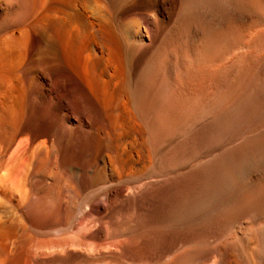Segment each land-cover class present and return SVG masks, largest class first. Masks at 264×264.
I'll list each match as a JSON object with an SVG mask.
<instances>
[{
    "label": "bare ground",
    "instance_id": "bare-ground-1",
    "mask_svg": "<svg viewBox=\"0 0 264 264\" xmlns=\"http://www.w3.org/2000/svg\"><path fill=\"white\" fill-rule=\"evenodd\" d=\"M0 264H264V0H0Z\"/></svg>",
    "mask_w": 264,
    "mask_h": 264
},
{
    "label": "rangeland",
    "instance_id": "rangeland-1",
    "mask_svg": "<svg viewBox=\"0 0 264 264\" xmlns=\"http://www.w3.org/2000/svg\"><path fill=\"white\" fill-rule=\"evenodd\" d=\"M97 164L100 166V164L97 162ZM54 169H53V173L54 174H56L55 176H56V178L54 177V178H52V179H50V180H47L48 182L47 183H43V185H44V187H43V189H44V192H43V194H42V197L44 198V193H46L45 195V197H47V194H48V197L46 198V201H45V199H44V201L45 202H48V201H51V198H52V196H53V192L56 190V189H60V191H61V202L63 203L62 204V208H64L65 206H67V205H70L72 202L74 203V202H76V204L78 203V206L76 207V205H75V203H74V205H73V203H72V207H73V212H72V214H71V216H73V217H71L69 220H72L75 216H76V214L79 212V203H81V205H80V207H82L80 210H82L83 208H84V206H86V205H88L89 203H91V202H93V201H101L102 199H103V197H104V194L108 191V189L110 188V185H109V183H98V184H96V185H94V184H90V183H86L85 185H84V187L81 189V191H77V187H76V185H75V183H67L68 181H67V179L65 178V177H63V175H65V174H67V170H66V168H65V171H64V168H63V170H62V168L58 165H56V168H55V166L53 167ZM55 170V171H54ZM59 170V171H58ZM61 170V171H60ZM58 172H59V174H58ZM63 172V173H62ZM61 176V177H60ZM39 180L38 178H36V177H34V179L32 180V182H34L35 180ZM59 179V180H58ZM59 181V182H58ZM66 181V182H65ZM57 183H58V185H57ZM31 184V196H34L35 194H37V192H36V184L37 183H30ZM48 184V185H47ZM72 185V186H71ZM60 186H62V187H60ZM63 187H64V189H66L67 188V190L68 191H66V190H64L63 189ZM74 188V189H73ZM84 188H85V191H84ZM65 191L66 192H68V196L66 195V193H65ZM83 192L85 193V194H83ZM73 195H74V197L77 195V197H76V199H74L73 200ZM41 196V195H40ZM66 198H65V197ZM80 196H82V198H80ZM86 196V197H85ZM90 197V199H89V197ZM63 197V198H62ZM49 198V199H48ZM67 198H68V202H66L67 201ZM126 197H123V199H125ZM83 199H84V201H83ZM91 199H93V200H91ZM48 200V201H47ZM72 200V201H71ZM79 201V202H77V201ZM80 200H81V202H80ZM86 200H88L87 202H85ZM64 201H65V204H64ZM69 201H71V203H69ZM85 202V203H84ZM89 202V203H88ZM84 203V204H83ZM65 205V206H64ZM8 206L10 207L9 209H7V208H4V209H2V212H7L6 213V219H5V221H7L8 219H14V218H17L18 220H19V227L22 225V223H23V208H22V206H20V207H16L15 205H14V203H11V202H8ZM12 206V207H11ZM77 208V209H76ZM110 213L111 212H109V214L107 213H105L106 215H102V218H109L110 217ZM16 215V216H15ZM4 216V217H5ZM12 216H15V217H12ZM63 217H64V214H63ZM23 237V238H22ZM24 237H25V231H24V229L23 228H20L19 229V232H18V234H17V237H16V241L17 242H21V241H23L24 240ZM249 248H251V249H249V250H251L252 251V249L254 248L252 245L251 246H249Z\"/></svg>",
    "mask_w": 264,
    "mask_h": 264
}]
</instances>
